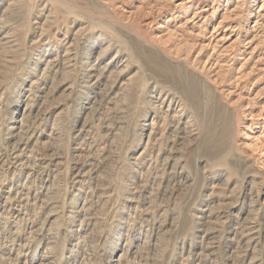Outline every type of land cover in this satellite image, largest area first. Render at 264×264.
<instances>
[{
	"label": "rangeland",
	"instance_id": "1",
	"mask_svg": "<svg viewBox=\"0 0 264 264\" xmlns=\"http://www.w3.org/2000/svg\"><path fill=\"white\" fill-rule=\"evenodd\" d=\"M263 3L0 0V264H264Z\"/></svg>",
	"mask_w": 264,
	"mask_h": 264
},
{
	"label": "bare ground",
	"instance_id": "2",
	"mask_svg": "<svg viewBox=\"0 0 264 264\" xmlns=\"http://www.w3.org/2000/svg\"><path fill=\"white\" fill-rule=\"evenodd\" d=\"M263 4H264V3H263ZM263 8H264V7H263ZM263 8H262V9H263ZM222 40H223V39H222ZM250 41H251V40H250ZM214 49H215V44H214ZM214 49H213V50H214ZM215 52H216V51H215ZM240 57H242V56H240ZM240 59H242V58H240ZM255 65H256V64H255Z\"/></svg>",
	"mask_w": 264,
	"mask_h": 264
}]
</instances>
